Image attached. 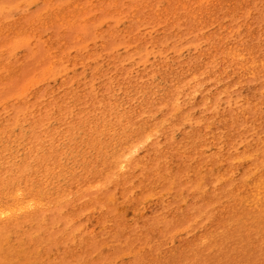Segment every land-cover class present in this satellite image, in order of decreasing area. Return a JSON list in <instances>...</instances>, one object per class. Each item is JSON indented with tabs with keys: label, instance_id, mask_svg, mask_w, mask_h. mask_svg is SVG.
<instances>
[{
	"label": "rangeland",
	"instance_id": "obj_1",
	"mask_svg": "<svg viewBox=\"0 0 264 264\" xmlns=\"http://www.w3.org/2000/svg\"><path fill=\"white\" fill-rule=\"evenodd\" d=\"M81 2L65 48L1 32ZM3 37L0 264H216L262 236L264 0H0Z\"/></svg>",
	"mask_w": 264,
	"mask_h": 264
},
{
	"label": "bare ground",
	"instance_id": "obj_2",
	"mask_svg": "<svg viewBox=\"0 0 264 264\" xmlns=\"http://www.w3.org/2000/svg\"><path fill=\"white\" fill-rule=\"evenodd\" d=\"M171 3H173V1H171ZM183 5L181 4L180 6H183ZM143 6H145V5H143L141 1L138 4L134 5L135 8H137V7L138 8H141ZM173 6H175V3H173ZM84 8H85V5H83L82 2L81 3H77V5L75 4L74 5V8L73 7L70 8L69 6H64L58 13H51L50 15L46 16V19L44 21H39L38 18L37 19L33 18L32 17L33 15H29V16L27 15L25 18H23V19H25L27 21L21 23L22 26H23V28L21 30H18V29H14V28H10L9 27V28H3V29H1V32H6V35H5L6 38L8 37V38L11 39V37H13V39H16V38H19L22 35L35 36L36 33H39V30H40L41 27L50 28L51 31L58 32L60 24H64V26H67L69 29H74L75 27H77L80 24V22H79V20H80L79 19V16H80V13L84 10ZM184 9H188L187 5H184ZM135 15H136V13L132 12L131 16L134 17ZM194 18H196V16ZM28 19H30V20H28ZM72 31H74V30H72ZM56 35H57L56 37L52 36L49 41L55 42L56 44H59L60 47L65 48L67 46V42L65 40V36L66 35L65 34H60L59 32ZM67 35H71V38H75V37L78 36L76 34V32H71L70 34H67ZM7 42L8 41L5 40V37H3L2 43L0 45H2V46L3 45H6ZM221 44H222V42H221ZM49 45L50 46H47L48 49H50L51 46H52L51 44H49ZM227 52L228 53H232L233 51H232L231 48H228L227 49ZM8 69L9 70H12L13 67L11 66ZM3 80H4V77H2L1 74H0V81H3ZM17 91L18 90L10 91L9 89H7V90L4 91L3 94L1 93V96L0 97H3L4 98V97H7V96H10L14 92H17ZM32 116L33 115L31 113V111L29 109L25 108V109H20V110L14 111L12 113V115L8 119L11 122H17V123H19L21 121L22 122H28L27 120H30L32 118ZM36 124L37 123L35 121H33V123L31 124V126L34 129L39 128L40 127V124H38V125H36ZM34 133H36V132H34ZM65 135H66V133H65ZM62 139H64V138H62ZM66 139H67V137H66ZM147 139H148V137H147ZM15 195H16V197H18L20 194L18 192H15ZM123 201H125V200H123ZM143 201H145V200H143ZM29 204H30V202H29ZM31 206H32V204H31ZM27 208H30V207L27 206ZM117 211L118 210H116L115 212H117ZM258 213H261V214H258V215L260 216L261 223H262V225L264 227V209H261ZM0 214H5V212L2 211ZM38 218H40V217H38ZM222 219L226 220L225 218H222ZM219 223H220V225L222 227V226L225 225L226 221L220 220ZM238 228H240V226ZM238 233L239 232H237V228H235V231L229 237L230 243L228 244V247L229 248H227V249H229L230 252L224 254V255L228 256L229 263L231 262V264H240L241 262L245 261L246 255L248 254V256L250 255L249 263H251V264H264V258H260V257H257L256 256V255L264 252V231L262 232V236L261 237L259 236L258 239H255V237L252 235L251 228H247L244 231V233H243V239H244L243 242L245 244H247V245L245 247H243V248L240 247V244H239L240 238L238 239ZM224 236H226V234H223L222 235L223 238H224ZM224 255L222 254L220 256H217L215 258V261L214 262H216V264H218V263L223 264L222 261L224 260ZM0 261H3L4 263H6L7 261H10L9 254L5 250H1L0 251Z\"/></svg>",
	"mask_w": 264,
	"mask_h": 264
}]
</instances>
